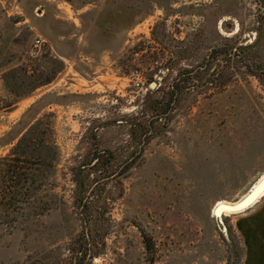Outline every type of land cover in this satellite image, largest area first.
I'll return each mask as SVG.
<instances>
[{"label": "rangeland", "instance_id": "1", "mask_svg": "<svg viewBox=\"0 0 264 264\" xmlns=\"http://www.w3.org/2000/svg\"><path fill=\"white\" fill-rule=\"evenodd\" d=\"M161 1L112 62L65 0H0V264H264V0ZM37 118L59 158L7 195L5 142Z\"/></svg>", "mask_w": 264, "mask_h": 264}, {"label": "trees", "instance_id": "2", "mask_svg": "<svg viewBox=\"0 0 264 264\" xmlns=\"http://www.w3.org/2000/svg\"><path fill=\"white\" fill-rule=\"evenodd\" d=\"M104 39L103 41H105ZM102 43V42H101ZM103 44V43H102ZM101 44V45H102ZM221 49L214 48L213 49V56H216ZM226 52V51H224ZM237 55L243 58V60L248 64L251 65L250 60L248 59V55L244 56L241 54L240 51H237ZM52 61L54 63L58 64V70L60 71L64 67V63L62 59H56L52 58ZM1 67V65H0ZM262 70L263 67H262ZM186 73H189L192 71L191 69L183 70ZM264 72V71H263ZM55 74V73H54ZM52 75L46 79H41L40 81H35L31 84L28 91H26L23 94H18L17 97H14L13 101L10 102L8 105H13L16 102L20 101L24 95L29 94L30 92L34 91L36 88L48 84L51 82L55 75ZM13 78L15 80V83L17 82V77L13 75ZM32 78L31 75H29L26 79L30 80ZM179 89L178 82H175L173 89L171 91L170 97H167L166 99L163 98H152L150 102L148 103V109L147 111L151 114L149 116L148 123H145V129L147 130L150 128V126H153V124L158 121L162 113L167 112L171 110L174 105L176 104L177 97H174V94ZM41 125V119L37 118L36 120H31L30 123L26 126L21 128L17 133H14L12 137L5 143H11L13 140L16 139V142L10 149V153L12 156H14V163L11 165L12 168L8 169V171L5 173L4 178L5 179V188L7 189V195L12 194L17 196L24 195L25 192L30 188L31 185H33L36 182V179L39 178L43 173L44 169L42 168V165L46 163L48 159H51L52 163H55L59 158V148L54 140H46L39 130V127ZM50 154V156H49ZM79 185V188L82 187V181H79L77 183ZM144 242L146 249L149 252H153V244L144 233ZM73 253H77V258H79L81 261H84L86 258L91 257V245L89 244V239L84 238L83 243L79 246L78 250L76 251L75 248L72 249ZM27 264H48V263H42L41 261H31L27 262ZM80 264V263H78Z\"/></svg>", "mask_w": 264, "mask_h": 264}, {"label": "crops", "instance_id": "3", "mask_svg": "<svg viewBox=\"0 0 264 264\" xmlns=\"http://www.w3.org/2000/svg\"><path fill=\"white\" fill-rule=\"evenodd\" d=\"M70 20L80 38H101L95 50H82L86 55L101 54L115 61L114 52L121 49L120 39H128L139 23L149 17L153 9L164 8L161 0H65ZM76 5V6H75ZM75 7V8H72ZM79 28V29H77ZM73 35H77L73 33ZM65 33L62 37H66ZM65 57V55H63Z\"/></svg>", "mask_w": 264, "mask_h": 264}, {"label": "water", "instance_id": "4", "mask_svg": "<svg viewBox=\"0 0 264 264\" xmlns=\"http://www.w3.org/2000/svg\"><path fill=\"white\" fill-rule=\"evenodd\" d=\"M156 83H151V86H154ZM250 198V195L244 199L243 201H241L240 203H238L237 205H234V206H229V210L231 211H234V212H240V211H243L245 209H247L248 207L245 206L246 204V201H248ZM220 211V209H218L217 213Z\"/></svg>", "mask_w": 264, "mask_h": 264}, {"label": "built area", "instance_id": "5", "mask_svg": "<svg viewBox=\"0 0 264 264\" xmlns=\"http://www.w3.org/2000/svg\"><path fill=\"white\" fill-rule=\"evenodd\" d=\"M36 45H39L41 43V40L39 38L35 39Z\"/></svg>", "mask_w": 264, "mask_h": 264}]
</instances>
